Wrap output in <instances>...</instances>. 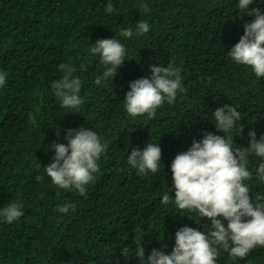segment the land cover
I'll use <instances>...</instances> for the list:
<instances>
[{
    "label": "trees",
    "instance_id": "obj_1",
    "mask_svg": "<svg viewBox=\"0 0 264 264\" xmlns=\"http://www.w3.org/2000/svg\"><path fill=\"white\" fill-rule=\"evenodd\" d=\"M238 2L0 0V71L7 73L0 87V209L20 203L24 212L11 224L0 217V264H142L135 255L138 239L146 259L153 249L170 253L182 227L209 232L208 218L175 204L171 163L206 133L223 135L213 113L224 105L240 113L233 149L249 147L251 130L257 140L264 135V77L228 55L243 26L255 19L241 13ZM108 3L113 13L105 11ZM253 8L264 14V0H254L248 11ZM140 21L150 26L143 35L137 34ZM128 28L131 38L119 35ZM113 38L125 46L126 61L116 77L97 85L106 67L90 47ZM62 63L82 81L78 109L62 107L55 96L52 83L65 74ZM169 63L181 70L186 91L172 104L165 100L153 119L128 115L130 82ZM81 128L107 144L84 195L55 186L45 170L53 162V144L66 145L67 130ZM149 142L159 144L162 168L138 174L128 155ZM260 163L264 158L248 157L253 175L244 183L254 202L257 194L264 197V181L256 176ZM165 194L167 204L161 203ZM64 204L75 208L61 213L57 205ZM218 251L216 264H264V247L244 259Z\"/></svg>",
    "mask_w": 264,
    "mask_h": 264
},
{
    "label": "clouds",
    "instance_id": "obj_2",
    "mask_svg": "<svg viewBox=\"0 0 264 264\" xmlns=\"http://www.w3.org/2000/svg\"><path fill=\"white\" fill-rule=\"evenodd\" d=\"M254 0H239L241 13L252 15L255 19L246 23L244 34L228 55L239 64L251 67L257 78L264 77V14L259 8L248 11ZM105 11L113 13L111 3ZM149 24L140 21L137 34L149 31ZM120 36L131 38V28L123 30ZM90 54L98 56L106 70L96 78L95 83L116 77L118 69L124 64L125 46L116 38L98 40L90 47ZM65 74L60 80L53 81L55 96L61 106L78 109L83 103L79 96L82 81L73 76L75 68L70 64H60ZM81 70H86L81 64ZM151 76L130 82L129 91L124 100L128 115L135 118L147 115L156 116V110L167 103L175 102L177 93L184 92L181 70L171 63L168 66L153 65ZM7 73L0 71V87L6 84ZM217 131L223 135L206 133L200 141H193L191 147L176 155L171 163L174 202L181 210L198 211L201 218H208L211 227L206 234L191 227H182L175 233V246L170 253L153 249L145 259L143 242L137 240L135 255L142 264H216L218 248L229 252L232 258L244 259L255 247H264V197L257 194L255 202L250 190L244 183L252 179L248 169V157L255 155L264 158V135L259 140L255 130L248 133L249 147L233 149L232 129L240 120V113L231 105L217 108L213 113ZM243 133L241 125L240 134ZM67 144L55 143L53 162L45 167L51 182L65 190L75 189L80 195L86 192V186L93 182L94 174L99 171L97 161L107 149L101 138L91 129L67 130ZM161 148L159 144L148 143L143 150L132 149L128 155V164L138 169V174L157 173L161 168ZM256 176L264 181V163L256 169ZM165 194L161 203L169 202ZM23 205L9 203L0 209V217L9 224L24 216ZM74 204L57 205L61 213L74 209ZM225 222L226 226H225ZM166 247V246H165ZM128 248L121 254L128 255Z\"/></svg>",
    "mask_w": 264,
    "mask_h": 264
}]
</instances>
